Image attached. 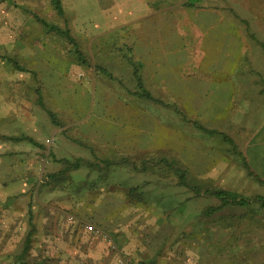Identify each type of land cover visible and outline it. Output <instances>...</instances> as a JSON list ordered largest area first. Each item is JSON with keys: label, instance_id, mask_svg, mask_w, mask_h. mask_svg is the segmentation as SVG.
Listing matches in <instances>:
<instances>
[{"label": "rangeland", "instance_id": "rangeland-1", "mask_svg": "<svg viewBox=\"0 0 264 264\" xmlns=\"http://www.w3.org/2000/svg\"><path fill=\"white\" fill-rule=\"evenodd\" d=\"M10 1L62 27L48 0ZM237 1L206 3L233 7ZM18 7L0 0V215H25L28 208L61 214L63 223L96 239L85 236V242L117 254L119 264H264V210L256 198L264 190L239 178L240 159L229 144L195 130L191 103L184 109L170 100L97 103L95 79L102 78L85 72L71 56L65 68L66 45ZM187 23L186 47L197 44L200 36L193 31L204 30ZM193 60L184 68L193 71ZM239 62L247 70V60ZM235 88L226 93L213 84L207 95L237 100ZM113 116L134 123L117 124ZM21 136L42 148L6 139ZM60 159H81V167L69 169ZM181 173L186 186L179 184ZM208 190L227 191L249 204L221 206ZM210 208L219 209L209 215Z\"/></svg>", "mask_w": 264, "mask_h": 264}, {"label": "crops", "instance_id": "crops-1", "mask_svg": "<svg viewBox=\"0 0 264 264\" xmlns=\"http://www.w3.org/2000/svg\"><path fill=\"white\" fill-rule=\"evenodd\" d=\"M48 1L63 20L62 27L23 6L18 8L66 45L62 50L65 68L69 60L75 61L85 72L93 71L96 78H102L95 79L99 84L97 103L158 104L170 100L183 109L185 103H191L195 130L204 133L202 127L226 144L224 137L232 141L229 145L240 159L239 178L264 190V0H238L233 7L211 5L206 0H59L61 14ZM185 22L192 30L204 29L199 34L193 31L195 37L200 36L196 45L191 41L185 46L189 38L182 27ZM217 25L220 29L212 31ZM49 27L67 31L76 46ZM1 58L11 68L23 70L7 61L12 58ZM189 59L196 61L193 71L184 68ZM243 60H247V70L240 65ZM201 67L205 71L200 74ZM233 76L237 81L233 82ZM213 84L226 93L234 84L237 100L210 98L207 92ZM173 88L176 95H172ZM143 91L151 99L144 97ZM5 108L10 112L8 103ZM112 118L117 124L134 123L125 116ZM123 129L127 135L134 133L129 127L119 128ZM5 218L7 222L2 223ZM63 219L61 214H35L30 208L25 215L1 214L0 264H119L117 254L101 244L85 242V232Z\"/></svg>", "mask_w": 264, "mask_h": 264}, {"label": "trees", "instance_id": "trees-1", "mask_svg": "<svg viewBox=\"0 0 264 264\" xmlns=\"http://www.w3.org/2000/svg\"><path fill=\"white\" fill-rule=\"evenodd\" d=\"M195 1H197V0H191L190 2L194 3ZM51 2H52V5H53L54 9L58 12V14H61L62 10H61V6H60L59 0H51ZM43 24L46 27L48 26L44 22H43ZM49 30H55V32L57 34L64 36L69 41L70 44L75 45L74 40L69 36L67 31H61V30L56 29L55 27H49ZM76 56L80 60V56L81 55H80L78 50H76ZM7 61L9 63H11L14 67L19 68L16 63L11 62L12 61L11 59H7ZM142 95L144 97L148 98V99H151V96L148 93L144 92V91L142 92ZM49 115H50L51 119L54 120L53 116L50 113H49ZM199 128L204 133H207V134H213L214 133L212 131H207L206 129H204L202 127H199ZM6 139L12 140V141H27L28 143H30V144H32L34 146L42 148V146L40 144H38L33 139H31L30 137H27V136H21V137H18V138H16V137H7ZM224 140L226 142H228L229 144H231V145L233 144L232 141H230L229 139H226V137H224ZM51 157L53 158V160H56L53 155H51ZM57 161L67 164V168H69V169H79L81 167V159H76L73 162H70V161H68L66 159H60V160H57ZM103 163L105 164V166H107L108 161H104ZM178 180H179L180 184L186 186L185 175L183 173H181V175L178 177ZM259 182H261V181H259ZM193 190L197 191V189H193ZM198 191H200V190H198ZM205 194H207V195L219 200L220 203H221V206H227V205L229 206L230 205V206L245 207V206H247L249 204L248 200H245V199H242V198L233 197V195L231 193L227 192V191H222V190L209 191L208 190V191H205ZM256 198H257V201H259L261 208L264 210V199L262 197H259V196L256 197ZM217 209H219V208H210V211L207 214L210 215V214L214 213Z\"/></svg>", "mask_w": 264, "mask_h": 264}]
</instances>
